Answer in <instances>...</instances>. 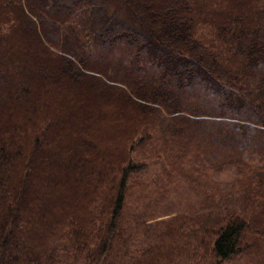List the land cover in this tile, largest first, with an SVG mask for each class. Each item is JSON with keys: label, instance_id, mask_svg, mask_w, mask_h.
I'll use <instances>...</instances> for the list:
<instances>
[{"label": "trees", "instance_id": "trees-1", "mask_svg": "<svg viewBox=\"0 0 264 264\" xmlns=\"http://www.w3.org/2000/svg\"><path fill=\"white\" fill-rule=\"evenodd\" d=\"M120 1L0 0V264H264V0Z\"/></svg>", "mask_w": 264, "mask_h": 264}, {"label": "rangeland", "instance_id": "rangeland-1", "mask_svg": "<svg viewBox=\"0 0 264 264\" xmlns=\"http://www.w3.org/2000/svg\"><path fill=\"white\" fill-rule=\"evenodd\" d=\"M105 7L107 11H115L119 14V17L129 19V12L123 7L120 0H105ZM115 60V59H114ZM168 121V116L163 113H159L157 116L156 127H161ZM161 171V166L157 163L149 165L148 168L142 172L135 174L132 178L130 185V197L128 199V205H131L128 212L143 213L147 211V214H151L152 210H148L152 205L155 204V215L156 217L151 221L156 220H172L174 215L190 214L193 210L195 211L200 204H197L199 198L190 190L188 186L183 184H168L164 192L158 198L155 194L159 193L160 188H155L153 185L144 186L148 180L155 176ZM217 179V181L228 187L235 180V169L232 167H224L221 171L211 173ZM154 190V192H152ZM156 191V192H155ZM153 195V196H152ZM152 196V197H151ZM157 198V199H156ZM135 240L134 250L138 249L144 240L143 235H138ZM138 240V241H137ZM207 264V263H201ZM223 264H249L245 256L239 255L234 256Z\"/></svg>", "mask_w": 264, "mask_h": 264}]
</instances>
